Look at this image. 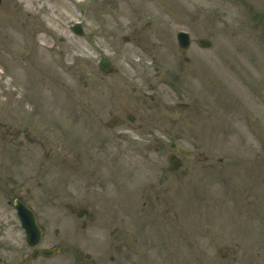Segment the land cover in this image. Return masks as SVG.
Segmentation results:
<instances>
[{
    "label": "rangeland",
    "instance_id": "obj_1",
    "mask_svg": "<svg viewBox=\"0 0 264 264\" xmlns=\"http://www.w3.org/2000/svg\"><path fill=\"white\" fill-rule=\"evenodd\" d=\"M244 1L3 0L0 108L6 112L14 110L17 115L25 109V113L45 115L57 124L63 122L64 126L51 128L59 135V130L82 129L77 115L91 114L88 107L81 111L79 94L86 96L91 91L97 104L94 106L101 109L112 93L117 97L114 102L155 109L156 116L164 117V129L181 133L177 135L181 144L244 151L246 158L241 160L239 169L231 171L232 176L254 180L258 190L254 193L259 194L260 204L264 205V0ZM76 21L82 22V35L71 29ZM180 29L187 30L196 40L184 52L176 38ZM200 37L211 39L212 46L199 47ZM27 41L34 44L35 55L23 64V54H27L23 46ZM41 53L46 60L39 56ZM103 55L114 61L119 73L101 75L98 61ZM151 55L163 57L162 62L153 64ZM184 56L189 60L185 61ZM159 65L163 66L162 74H158ZM43 68L50 76L40 71ZM79 74L83 80L97 82L83 88ZM37 87H41L40 96ZM145 93L155 96L154 104H150V97H144ZM184 103L190 105L182 107ZM115 130L121 132L125 128ZM126 132L129 143L113 137L114 154L108 158L111 169L103 165L98 177H94L101 179L105 174V188L100 181L94 182L88 203L97 217L88 222L87 228L83 229L75 217L55 202L44 209L47 235L41 245L63 246L54 257L26 260L31 251L25 232L7 203L5 182H0V264H123V243L117 245L118 253L110 246L108 236L114 227L128 222L123 207L130 203L123 199L120 188L128 181L122 178L144 163L137 151L128 160L121 153L132 145L131 141L139 146L148 145L138 132ZM141 170L146 168L141 167L138 173ZM129 182L135 188L141 180L131 177ZM111 210L117 213L116 219ZM57 228L59 237L55 234ZM259 228L257 225L258 231ZM101 230L103 236L98 235ZM256 238L260 239L259 234ZM86 254H90V259ZM242 262L248 263L242 259L232 264Z\"/></svg>",
    "mask_w": 264,
    "mask_h": 264
},
{
    "label": "flooded vegetation",
    "instance_id": "obj_2",
    "mask_svg": "<svg viewBox=\"0 0 264 264\" xmlns=\"http://www.w3.org/2000/svg\"><path fill=\"white\" fill-rule=\"evenodd\" d=\"M23 51L28 54H23L26 62L21 60L25 64L35 55L34 44L27 41ZM39 56L45 58L44 53ZM162 58L151 55L153 64L161 63ZM158 67V74H162L163 66ZM40 71L50 76L45 68ZM100 73L103 77L114 74ZM80 75L83 88L97 82L83 80ZM85 95L79 94L77 100L81 111L88 107L91 114L77 115L82 129L59 130L61 136L51 128L64 126L63 122L57 124L45 115L25 113V109L17 115L14 110L6 112L0 108V182H5L7 203L13 207L16 218V201L34 209L42 229L41 243L47 235L46 218L43 220L42 216L51 202L75 217L83 229L95 220L89 195L99 181L105 188V174L101 179L94 177H98L103 165L111 169L108 158L114 154L113 137L129 143L126 131H136L148 145L139 146L131 141L132 145L121 155L125 157V153L128 160L137 151L144 164L128 171L127 176L124 174L122 179L128 183L120 188L123 199L130 203L123 207L128 222L114 227L108 236L110 246L118 253L117 245L123 243V264H232L242 259L248 263L241 264L264 263V205L260 204L259 194L254 193V180L231 177V171L242 164L230 161L235 159L231 151L219 146L180 144L177 135L181 133L164 129V117L156 116L155 109L114 102L117 97L111 93L100 113L102 110L94 106L93 93ZM154 102L151 100L150 104ZM117 127L125 131L115 132ZM164 137H177L171 140L177 145L164 143ZM170 155L178 160L177 168L168 167ZM141 167L146 170L138 173ZM130 176L141 183L132 187ZM69 180L74 184H69ZM111 212L116 219L117 213ZM55 234L60 236L59 228ZM258 234L260 239L256 238ZM98 235L103 236L104 232L101 230ZM58 246L60 253L63 246Z\"/></svg>",
    "mask_w": 264,
    "mask_h": 264
},
{
    "label": "water",
    "instance_id": "obj_3",
    "mask_svg": "<svg viewBox=\"0 0 264 264\" xmlns=\"http://www.w3.org/2000/svg\"><path fill=\"white\" fill-rule=\"evenodd\" d=\"M76 31L77 32H81V29L80 28H77L76 29ZM185 44H187V39H185ZM201 44L203 45V46H209L210 45V42L209 41H202L201 42ZM106 64H108V62L106 61L105 62V65ZM18 206V205H17ZM19 208V210H20V215H21V220H22V222H23V225L26 227V231L28 232V241L30 242V244L32 245V246H35V244H37L38 243V241H39V239H38V237H32L33 236V234H37V232H34V230H33V225H31L30 224V220H31V218H30V216H29V214H30V210L28 209V208H25V207H23V206H19L18 207ZM35 224V223H34ZM30 227L32 228V230H29L30 229ZM40 233H39V238H40ZM57 251V248L56 247H52V248H50V249H42L41 251H39L40 253H42V254H44V255H52V254H54L55 252ZM37 253L38 252H36L35 253V255H33V256H36L37 255Z\"/></svg>",
    "mask_w": 264,
    "mask_h": 264
}]
</instances>
